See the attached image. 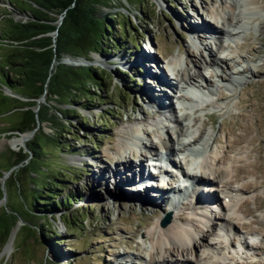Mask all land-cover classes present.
Wrapping results in <instances>:
<instances>
[{
	"label": "rangeland",
	"instance_id": "374dc122",
	"mask_svg": "<svg viewBox=\"0 0 264 264\" xmlns=\"http://www.w3.org/2000/svg\"><path fill=\"white\" fill-rule=\"evenodd\" d=\"M119 1L123 5L122 7L116 3L114 5L117 7L114 8L113 6L110 9H105V11L117 12L120 10L124 12L126 21H130L138 30L132 33L131 39L146 45L148 41L151 46L158 48V54L154 57L146 56L145 47H142L144 53L136 52L128 41L125 42L124 48L119 49L113 55L92 53L89 61L91 65L99 68L103 66L109 72L115 65L118 66L124 73L131 75V86H128L130 84L127 76H124L123 81L117 76H113L108 92L110 98H106L112 111L106 116L109 125L104 129H101L104 127L103 122H96L95 119L96 116L105 113L100 108L105 109L108 104H103L100 108H93L91 111L79 108L82 114L89 118V124L87 128H83L84 130L79 127L75 129L77 136L74 138L78 140L67 138L69 142L74 144L76 151L62 153L58 151V147H50L46 144L42 149L51 153L42 159L43 162L47 161L50 164L49 169L52 168L53 171H56L62 167L65 169L67 166L78 174L74 182L67 181L65 183L66 187L61 193V200L66 197L65 195L69 198L75 195L76 198L70 201L68 209L76 211L78 208V210L85 211V215H82L85 218L84 222L81 221L80 216L74 218L80 228L67 233L60 213L53 211L48 216L50 219L47 229H56L60 234L57 237L44 236L42 238L36 226L40 227L47 222L42 219L36 222L32 214V190L34 189V182H36L34 180L35 174L29 172L32 170L29 167L20 170L19 168L25 167L21 163L11 164L15 159L13 157L15 153L20 149L27 150L26 143L32 136L30 135L18 145H13L12 139L19 137L17 131L12 129L17 125L18 115L7 113L0 117V216L9 214L11 221L15 219L11 229V249L6 252L4 250L0 255V264H151L152 261L161 260L158 255L160 252H157L155 248L158 229L176 220L181 226L194 229L193 233L198 232L202 223V216L197 215L195 209L189 205L188 195L185 193L180 192V195H184L185 200L179 204L175 203L176 201H169V203L163 204L162 202L158 205L151 199L150 205H147L142 196L154 197V192L152 195L148 189L139 198L136 193L144 192L142 187L137 189L133 184H127L126 189H121L118 184L122 182L114 184L113 179H111L113 177L111 176L112 170L115 167L121 171L130 163L134 166L137 164V151L133 152L132 145L129 146L131 140L138 136L144 137L146 141L144 152L147 149L150 151V147L165 150L163 145H169V139L172 138L175 142H179L177 134L180 127L186 130L185 135L180 137L182 141L195 136L201 137V146H204L202 144L205 141L209 143L205 149V156L202 158L199 155V160L195 166L187 165V168L192 167L189 168V171L193 173L198 169L199 161L204 158L210 161L215 158V162L218 161L219 163L225 160L220 164L217 162V165L214 162L212 167L217 170H220L219 167L230 169L227 179L231 178V181L236 180L234 175L238 173L237 167H244L243 171H245L240 174L239 179L227 186L224 182H219L220 191L216 195L223 199V192L227 191V188L232 190L230 194L228 193V199L224 200L228 211H223L226 220L222 223L228 225L230 220L233 221L234 224L239 225V228L236 227L239 232L228 233L227 243L218 235L206 237L205 244L210 242L214 244V247L189 245L190 250L192 249L193 252L196 250L198 260L195 259L194 253L189 254L188 259L193 264H214L212 257L215 255V259L221 264H235V261L238 264H264V11H261L264 0H251L258 7L256 8L258 11L255 9L256 14L251 13L252 23L247 24V28L242 29L243 32L240 34L230 36L236 43L233 42V46L228 49L229 51L223 53L217 49L218 41L213 37L218 30L222 33L227 30L233 33L236 31L228 25V16L236 13L232 10L236 0H137L134 3L129 0ZM7 7L11 9L9 12L17 20L26 19L17 15L15 12L17 10H13L12 5L7 0H0V15L3 9ZM250 11L246 12L249 13ZM114 25L115 29H118V24ZM206 27L210 32L203 30ZM193 28L202 33L200 42L190 39L189 35ZM140 33L143 36H139ZM209 52L217 57L226 58L224 65L220 64V67L216 69L207 67ZM2 53L3 51L0 49V57ZM147 57L154 58L157 65L149 60L148 66H150L151 73L143 74V67L140 68L137 60L147 63L145 61L148 60ZM135 61L138 63L137 66L132 64ZM110 63L113 64L110 65ZM197 63L207 76L206 81L210 82L211 97L206 96L204 100L196 98L198 100L192 101L191 108L187 110L186 118L182 114L178 100L176 101V108H174V103L169 98L172 107L167 109L169 107L168 99L165 98L167 95H164L165 92L161 90L157 96L162 101L163 105L161 106L165 105L167 115H179L180 123L165 116L161 117L159 115L161 109L154 113L151 105L158 100L151 102L149 98L159 90L156 84L159 82L162 86H167L166 79L178 84L179 79H181L180 76H187L188 72L192 76L194 75L193 77H197L195 69ZM226 66L230 69H235L237 66L240 71H245L242 75L243 79L232 82ZM178 69L182 73L178 74ZM160 72H164L166 75L163 77V75H159ZM217 73L222 74L227 81H220L216 76ZM157 75H159V79ZM159 80H164V82ZM179 83L181 85V82ZM173 89L171 94L174 92ZM6 93L11 94L8 90ZM45 98L44 96L39 105L45 101ZM115 101L119 103L121 108L115 104ZM64 106L73 107L68 102ZM160 117L164 118L163 122L159 119ZM164 127H166L165 131H163ZM43 130L47 133L52 131L51 127L45 123ZM133 130L135 131L134 134L132 133ZM163 133L166 136L165 139L162 138ZM237 136L242 138L238 142H234ZM91 141L95 142L96 145H92ZM151 142H155L156 146L150 145ZM235 144L236 146H234ZM229 145L234 147L231 149ZM124 154L127 157L124 158ZM176 159L180 160V157H176ZM148 164L146 163L142 168L144 169ZM82 165L84 167L81 169ZM133 165L129 167L132 168ZM43 167L45 168V166ZM59 171L66 173L62 169ZM131 171L133 170L131 169ZM58 175L62 176L61 174ZM204 178L214 181L211 174H205ZM221 180L224 181V179ZM250 181H257V184L247 191L238 190L243 183ZM171 183L172 181L165 180L163 184L166 186ZM204 184L199 187H203L205 192L207 186ZM153 186L149 185L148 188L155 189L152 188ZM242 201L246 202L243 204L244 207L240 205ZM216 209L217 212L212 214L214 224L220 221L217 216L221 215L218 211L219 208ZM15 211L18 212L17 215H15ZM178 213H183L184 219L179 220ZM168 214H170L169 222L162 226L161 221ZM31 218L34 222L31 221ZM237 218L239 220H236ZM205 224V228L209 229L210 225L207 226V222ZM247 224L248 226H246ZM210 229L212 230L211 226ZM150 230L152 234L147 237L146 232ZM222 231L224 232V230ZM241 233L243 235L249 234L247 235L249 242L257 244L258 247H241L238 242ZM54 240L56 241L55 246L52 245ZM175 244L167 242L164 246L166 247L164 257L169 263L175 258H183L180 250L175 248ZM187 262L189 264L190 261Z\"/></svg>",
	"mask_w": 264,
	"mask_h": 264
},
{
	"label": "trees",
	"instance_id": "16d2710c",
	"mask_svg": "<svg viewBox=\"0 0 264 264\" xmlns=\"http://www.w3.org/2000/svg\"><path fill=\"white\" fill-rule=\"evenodd\" d=\"M12 9L27 15L26 19L17 20L4 8L0 15V117L7 113L18 115L17 125L12 129L19 132L34 130L30 140L26 143L27 150L20 149L13 156L12 165L23 164L25 170L35 174L34 189L32 190V214L36 222L44 220L39 229L42 238L57 237L56 229H47L52 212L60 213L66 232L80 228L74 218L80 216L84 222L85 211H70L68 205L72 197L65 195L61 200V193L67 181L74 182L76 172L70 168L66 173L49 169L50 164L42 159L50 152L43 151L46 144L58 147L62 153L74 152L73 140L77 136L75 129L84 130L89 124V118L79 110L91 111L108 104L106 98L111 88L113 76L124 80L129 74L115 66L111 72L103 66L95 67L91 64L74 65L63 62L65 57L73 59L85 58L91 60L92 53L103 55L118 52L126 46V41L137 50H142L140 41L131 39L132 33L138 30L126 21L124 12L105 11L114 6H123L119 0H7ZM117 1V2H116ZM134 3L137 0H129ZM61 23L57 25L58 18ZM118 24V29L115 25ZM57 31L55 37L52 33ZM139 36H143L142 33ZM144 51V50H142ZM113 74V75H112ZM6 90L25 99L11 96ZM44 95L45 101L34 111L37 99ZM67 102L73 107H65ZM119 106V103L115 101ZM3 108V109H2ZM103 115L96 116V122H103L101 129L109 125L107 115L112 111L110 105L102 109ZM48 124L52 131L43 130V124ZM84 128V129H83ZM92 145H96L92 142ZM45 166V168L43 167ZM84 167H80L81 169ZM42 168V169H41ZM58 174H61L60 177ZM64 200V201H63ZM18 212L15 211V215ZM86 217V216H85ZM31 221L32 218H31ZM15 219L11 221L9 214L0 216V251L8 241ZM34 222V221H33ZM76 226V227H75ZM56 241L52 243L56 245ZM57 249V248H56Z\"/></svg>",
	"mask_w": 264,
	"mask_h": 264
},
{
	"label": "bare ground",
	"instance_id": "6f19581e",
	"mask_svg": "<svg viewBox=\"0 0 264 264\" xmlns=\"http://www.w3.org/2000/svg\"><path fill=\"white\" fill-rule=\"evenodd\" d=\"M256 8H258V7H256L255 5H254V3H252V1L251 0H236L234 3H233V7H232V10L235 12L236 11V13H234V15L232 14L230 17L228 16V19H229V22H228V25L229 26H231L230 28H234V29H238L239 31H238V33L240 32V30H242V29H244V28H247V24H249L250 22L252 23V14H256ZM256 9V10H255ZM249 10H251L249 13L248 12H246V11H249ZM258 11V10H257ZM261 11H264V5L262 6V10ZM254 12V13H253ZM252 13V14H251ZM259 13V12H258ZM251 14V15H250ZM260 15V14H259ZM254 17V16H253ZM228 19H227V21H228ZM203 25H204V23H203ZM227 26V25H226ZM228 26V27H229ZM224 29V28H223ZM204 31H209L210 32V30L206 27L205 29H203ZM226 30V29H225ZM213 31V30H212ZM211 31V32H212ZM221 31V30H220ZM214 32V31H213ZM236 32V31H235ZM191 33L193 34V35H195V40H199V42H200V40H201V37H202V33H199V30L198 29H194L193 28V30L191 31ZM221 33V34H220ZM211 35V34H210ZM216 35H218V38H217V49H219V51L221 52V53H223L224 52V46H222L223 44H222V40L220 39V37H223V36H226V37H230V36H234V35H236V33L234 34L233 32H231V31H225L224 33H222V32H219V30L217 31V34H215L214 36L216 37ZM221 35V36H220ZM194 37V36H193ZM244 44V43H243ZM242 44V45H243ZM245 45V44H244ZM251 45V44H250ZM149 50H150V48H149ZM237 55V54H236ZM233 56V55H232ZM239 56V55H238ZM241 57H243V56H241ZM209 58L210 59H208L209 60V62H207L206 63V65H207V67H214V66H216V68H218V67H220V64H222V65H224V63L226 62V58H223V57H217V56H215V55H212V53H210L209 52ZM147 59L148 60H145L147 63H142V62H140L139 60H137L138 62H139V66H141L140 68H142V72H143V74H150L151 72H150V69H149V67L150 66H148V61L150 60H152V63H154V65H157V61L154 59V58H149V57H147ZM241 59V58H240ZM233 60V59H232ZM134 66H137V62L135 61V62H133L132 63ZM193 65H194V63H193ZM196 65V64H195ZM199 65V63H197V65L195 66V69H196V73H197V77H193L192 76V74H190L189 72H188V74H187V76H184V77H182V76H180L181 77V81L182 80H184V83L186 84V85H188V84H191V86L192 85H194V87H197V86H200V81H201V83H203V82H205V84H208L209 86H210V82L208 83V81H205L206 79L204 78V75L202 74V70L200 69V66H198ZM222 67V66H221ZM227 67V70H229V73L228 74H230L229 76H230V78L232 79V82L235 80V82L237 81V80H242L243 79V73H245V71L244 72H242V71H240V68L239 67H235V69H230V67H228V66H226ZM194 69V70H195ZM245 69V68H244ZM185 70V69H184ZM184 72V71H183ZM177 73L178 74H180V73H182V71H180L179 69L177 70ZM177 73H176V76H178L177 75ZM159 75H163V77H164V75H166V74H164V72H160L159 73ZM159 75H157V78L159 79ZM215 75V74H214ZM216 76L218 77V79L220 80V81H223V82H226L227 81V79L222 75V74H216ZM247 78V77H246ZM179 80V82H181ZM198 80H200V81H198ZM160 82H164V80H159ZM207 82V83H206ZM229 82V81H228ZM183 83V82H182ZM225 84V83H224ZM197 85V86H196ZM201 85H203V84H201ZM230 85V84H229ZM162 86V85H161ZM177 87V89H178V91H179V98H178V104H180V108H181V110H182V114H183V116L184 117H186L187 116V114H188V108H191V103L192 102H190V98L189 97H187V93H186V87H185V85L184 86H181V85H176ZM194 87H192V88H194ZM161 89H164V87H159V90H157V93L155 94V95H151L150 96V98H149V100H151L152 102H154L155 100H158V101H155L154 103L157 105V106H161V105H163L162 104V101L160 100V98H157V96H159L158 94L161 92ZM197 93V89H195L194 91H193V93L192 94H196ZM164 95H167L166 94V92L164 93ZM203 96H207V93H205V91H203L202 93H200V94H196L194 97V101H196V100H198V99H201V97H203ZM166 99H167V96L165 97ZM196 98H198V99H196ZM222 98V97H221ZM196 99V100H195ZM169 99H168V105H169V107H167V109H170L171 107H172V105H170V103H169ZM216 101V100H215ZM161 102V103H160ZM206 102V101H205ZM208 104V103H207ZM171 106V107H170ZM159 108V107H158ZM165 108V105L163 106V108H161V110L162 109H164ZM197 108V107H196ZM196 110V109H195ZM183 117V118H184ZM187 118V117H186ZM253 118V117H252ZM180 116L179 115H177V114H175L174 115V122H178V123H180ZM185 119V118H184ZM247 121V120H246ZM243 123V122H242ZM233 126V125H232ZM238 126V125H237ZM241 127V126H240ZM250 127V126H249ZM242 128V127H241ZM248 129V128H247ZM132 131V130H131ZM234 131V130H233ZM232 131V132H233ZM146 132V131H145ZM249 132V131H248ZM247 132V133H248ZM133 134L135 133V131L133 130V132H132ZM143 133H144V131H143ZM185 133H186V130L183 128V127H180L179 128V131H178V134H177V138H178V140H179V142H175L174 140H172V138L171 139H169L168 141H169V145H163L164 146V148H165V150L166 149H172L173 151H175V148H177L176 146H178V150L179 151H183L184 149L186 150V149H188L189 147H190V149H188V153H187V165L188 166H195V164H196V162L199 160V155L201 156V153L199 152V154H197V152H194L193 150L195 149V148H197L200 144H201V137H197V138H194V137H192V138H186L185 140H181L180 139V137H182V136H184L185 135ZM248 135V134H247ZM28 138V133H24V134H22V135H20L19 137H16L15 139H12V143H13V145H18V143H22L23 141H25L26 139ZM240 138H242L241 136L239 137V136H237L235 139H234V142H238L239 140H240ZM243 138H244V136H243ZM233 139V138H232ZM252 139H253V136H252ZM181 140V141H180ZM208 140V139H207ZM251 140V139H250ZM254 141V140H253ZM227 142V141H226ZM242 142H244V141H242ZM155 142H151V144L150 145H152L153 147L154 146H156V144H154ZM250 143V142H249ZM162 144H164L163 142H162ZM229 144V143H228ZM202 145H204L202 148H206V147H208V145H209V143H208V141H205L204 142V144H202ZM248 145V144H247ZM246 145V146H247ZM234 146H236V144L234 145ZM233 146V147H234ZM255 146V145H254ZM253 146V147H254ZM229 147H230V145H229ZM232 147V146H231ZM230 147V148H231ZM232 147V148H233ZM249 147V146H248ZM231 148V149H232ZM245 148V147H244ZM248 149V148H247ZM253 149V148H252ZM203 151V150H202ZM248 152V151H247ZM251 152V149L249 148V153ZM182 153V152H181ZM252 153V152H251ZM250 153V154H251ZM130 154H132V153H130ZM176 154H178V152L176 153ZM247 156H248V154H247ZM250 156V155H249ZM123 157L125 158V157H127V155H123ZM223 158H225V157H223ZM218 159V158H217ZM221 160V159H220ZM123 161V160H122ZM210 160H207V159H201L199 162V168L198 169H196L195 171H193V173H192V178L191 179H193L194 177H196L197 178V180H199V181H206L205 180V178H204V176H205V174H211V175H213V180L216 182V183H219V182H224L225 183V185L227 186L229 183H231V182H235L237 179H239V176H240V174L242 173L243 174V172H245V171H243V169H244V167L242 168L241 166H239V167H237V172L239 173V175H238V173L237 174H235L234 176H235V181H231L232 179L230 178L229 180L227 179L228 178V176H229V173H230V169H228V168H226L225 169V167H223L222 169H221V167H219L220 168V170H217V169H215V168H213L212 166V164H214V162H215V158L214 159H212V161H210ZM223 161H225V160H223ZM222 161V162H223ZM120 162V161H119ZM218 162V161H217ZM217 162H215V165H217L218 163ZM222 162H220V163H222ZM122 163V162H121ZM130 163V162H129ZM219 163V164H220ZM253 163V162H252ZM126 164H128V163H126ZM130 165H133L132 163H130ZM129 164H128V167H126V168H124L123 166V169H121V171L119 170V168H116L115 167V169L114 170H112V175L111 176H113V177H111V179H113V181H114V184H118L119 182H122L121 184H118V185H120V187H121V189H126L127 187L126 186H128L127 184H130V182H133L134 180H135V178L136 179H142V178H144V177H146V176H148L147 175V173L149 172L148 171V167H149V164L146 166L147 168V173H144V169L142 168V166H141V162H139L138 163V165H137V167H135L134 165H133V167L131 168V167H129L130 166ZM144 165V164H143ZM214 165V166H215ZM247 165H248V163H247ZM260 165V164H259ZM119 167V166H118ZM216 167V166H215ZM253 167H254V165H253ZM203 168V169H202ZM246 168H247V166H246ZM245 168V169H246ZM252 168V167H251ZM131 169L133 170V171H131ZM135 169V170H134ZM228 169V170H227ZM254 169H255V167H254ZM125 170H129L130 172L129 173H127V175H129V176H125L123 173L125 172ZM208 170L209 172H206V171ZM248 171H250V170H248ZM120 172H121V174H122V177H124L125 179H123L122 177H121V174H120ZM135 172H137V173H135ZM150 173V172H149ZM236 173V172H235ZM256 173V172H255ZM126 174V173H125ZM135 175V176H134ZM187 176H188V174H187ZM186 176V177H187ZM135 177V178H134ZM190 177V176H189ZM233 177V176H232ZM121 178H122V180H121ZM241 178V177H240ZM221 179H224V181H222ZM184 180H186L185 178H184ZM191 180H187V183H185L184 185H188V184H190L191 185V183L192 182H190ZM183 182V181H182ZM259 183V182H258ZM257 184V181L256 182H246V183H243L239 188H238V190H240V191H247V190H249V189H251V188H253L255 185ZM125 185V186H124ZM144 185H148V183L147 182H144ZM181 185H182V183H181ZM240 185V184H239ZM151 186H153V185H151ZM155 186H157L156 184H155ZM155 186H153L152 188H156ZM234 186V185H233ZM148 187V186H147ZM223 187V186H222ZM133 188H135V187H133ZM137 189H140V188H138V187H136ZM142 188L144 189V192H141V193H136V195H139V198H141V196L140 195H144L145 194V191L146 190H148V189H146L145 187H143L142 186ZM224 188V187H223ZM233 188V187H232ZM192 189V192H193V194H195L196 193V191H198V189L199 190H204V188L203 187H197L196 188V186H194V187H192L191 188ZM228 189H230V188H228ZM236 189V188H235ZM181 191V190H180ZM179 191V192H180ZM190 191V190H189ZM232 191V190H231ZM228 192V191H227ZM143 193V194H142ZM174 193V192H173ZM234 193V192H233ZM200 194V196H201V198H200V201H199V203H202V202H204V204L208 201V202H210L211 200L208 198V195H205L206 193H203V192H200L199 193ZM152 195H154V194H152ZM147 195H144V196H142V198H144L143 200H146V202L145 203H147V205H150V200L151 199H153V202H157V203H159V204H162V202H163V204L165 203H169V201H173L171 198H170V196L168 195V196H166V195H164V194H162V193H159L158 194V201H157V199L156 198H154V197H156V194L154 195V197L152 196H148V197H150V198H148V197H146ZM138 197V196H137ZM167 199V200H166ZM179 198H176L175 200L177 201ZM141 201V200H140ZM237 201H239V200H237ZM174 202V201H173ZM244 203H246L245 201H242V203H240V205L241 206H243V204ZM172 204V203H171ZM225 206V205H224ZM224 206H223V208H224ZM244 207V206H243ZM226 208V207H225ZM239 208H240V206H239ZM227 209V208H226ZM246 211V210H245ZM178 215H179V220H182V219H184V215H183V213H178ZM200 216H202V219H204L206 222H208L209 221V225L211 226V228H212V230L210 229V226H209V229L208 228H205L206 227V225H205V223H203V221H201L202 223H201V226L199 227V230H198V232H194L193 233V231H194V229H190V228H188V227H184V226H181V224H179V222L178 221H176V220H173L170 224H168L167 226H165V227H163V228H161V229H158V235L156 236V241H155V244H156V251L157 252H160V253H158V255H159V257L161 258V260L160 259H158V261H162V263H164V262H166V260L164 259V258H166V257H164V254H166L165 252H166V247H164L165 245H166V243L168 242L169 244H171V243H176L175 244V248L176 249H179L180 250V252L182 253V256H183V259L185 260V263H183V264H188V262L187 261H189L190 259H188V255L189 254H191L192 255V253H194L195 254V259L196 260H198L197 259V254H196V250H194V252H193V250L191 249H189V245H191V246H197V247H203V246H209V244H205V241H206V237L207 236H209L210 235V232L209 231H211V232H213L214 231V226H213V224L212 223H210V219H209V217H208V215H206L205 213H201L200 214ZM232 217V216H231ZM237 217V216H236ZM187 218V217H186ZM222 220H223V222H225V220H226V217H225V214H223L222 215ZM232 219V218H231ZM187 220V219H186ZM236 220H239V218H237ZM236 222V221H235ZM238 223V222H237ZM245 224V223H244ZM243 224V225H244ZM162 225V224H161ZM207 225H208V223H207ZM228 225H229V227L230 228H233V229H238V228H236V227H238L239 225L238 224H234V222L233 221H231L230 220V222L228 223ZM162 226H164V225H162ZM213 226V227H212ZM246 226H248V224L246 225ZM242 227V226H241ZM240 227V228H241ZM245 227V226H244ZM207 229V230H206ZM206 230V231H205ZM152 234V231L150 230V231H148V232H146V236L148 237V236H150ZM264 235V234H263ZM210 243V242H209ZM245 244H247V246L248 247H252V248H257L258 246H257V244H255V243H253V242H251V243H246L245 242ZM11 245H12V241L10 240L7 244H6V247H5V252L6 251H9L10 249H11ZM194 249V248H193ZM170 250V249H169ZM175 250V249H174ZM192 251V252H191ZM169 252V251H168ZM161 255V256H160ZM168 255V254H167ZM214 255V254H213ZM163 256V257H162ZM166 256V255H165ZM184 256H186V257H184ZM213 259V263L214 264H220V262L218 261V260H216L215 258H216V256L214 255V257H212ZM167 259V258H166ZM206 263V262H205ZM152 264H157V260H155V261H152ZM208 264V263H207ZM235 264H238V262H236L235 261Z\"/></svg>",
	"mask_w": 264,
	"mask_h": 264
},
{
	"label": "water",
	"instance_id": "95a60500",
	"mask_svg": "<svg viewBox=\"0 0 264 264\" xmlns=\"http://www.w3.org/2000/svg\"><path fill=\"white\" fill-rule=\"evenodd\" d=\"M15 12L17 13V15L23 16V17H25V18L27 17V15H25L24 13H21V12H19V11H15ZM61 20H62V16H60V17L58 18V20H57V25H59V24L61 23ZM56 35H57V31H55V32L52 33V36H53V37H55ZM89 61H90V60H89ZM89 61L86 60L85 58H82V57L77 58V59H73V58H70V57H65V58L63 59V62H65V63H67V64H74V65H79V64L87 65V64H90ZM10 95H13L14 97H18V98H20V99H25V98H23V97L18 96L17 94H13V93H11ZM43 98H44V95H42L40 98L37 99V105L35 106L34 111H37V110H38L39 102L42 101ZM17 133L19 134V136L22 135V134H24V133H28V137H29L30 135H31V136L33 135L34 130L26 131V132H19V131H17ZM168 218H169V217H167L166 219H164V220L162 221V225H165V224L168 222V220H169ZM11 234H12V233L10 232V235H9L8 240H11V238H12V237H11V236H12ZM6 244H7V242L4 244L2 250L0 251V255H2V253L4 252L5 247H6Z\"/></svg>",
	"mask_w": 264,
	"mask_h": 264
}]
</instances>
